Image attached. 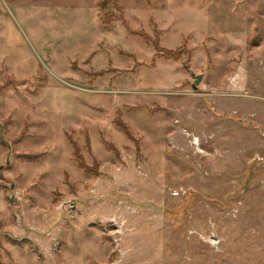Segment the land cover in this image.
<instances>
[{"label":"rangeland","instance_id":"obj_1","mask_svg":"<svg viewBox=\"0 0 264 264\" xmlns=\"http://www.w3.org/2000/svg\"><path fill=\"white\" fill-rule=\"evenodd\" d=\"M101 1L0 0V264H264V0Z\"/></svg>","mask_w":264,"mask_h":264},{"label":"trees","instance_id":"obj_2","mask_svg":"<svg viewBox=\"0 0 264 264\" xmlns=\"http://www.w3.org/2000/svg\"><path fill=\"white\" fill-rule=\"evenodd\" d=\"M103 2H104V0H102L100 2V4H99L101 12H102L101 15H100V19H101V22H102V24L104 26L109 27L110 25H112L114 19H117L120 16H116V15L112 14V12H109V11L106 12L105 10L107 8L106 7L107 5H105ZM113 2H114L113 5L118 7L117 6V1L114 0ZM127 30H128V32L130 34L139 35V36L144 37L145 39H149L150 38V36L148 34H146L145 32L138 31V30H135V29H132V28H128ZM149 40H151V39H149ZM153 44H154V46L156 48V55H161V56H164V57L170 58V59L178 60V59H180L183 56V53L185 51L190 52L188 49L184 50L183 49L184 47H179V48H176V49L163 48L159 44V41H158L157 37L155 38V41H154ZM79 166L82 167L84 170H87L88 172H89V170L92 169L86 163H83V162H79Z\"/></svg>","mask_w":264,"mask_h":264},{"label":"water","instance_id":"obj_3","mask_svg":"<svg viewBox=\"0 0 264 264\" xmlns=\"http://www.w3.org/2000/svg\"><path fill=\"white\" fill-rule=\"evenodd\" d=\"M199 80H200V79L196 80V83H199Z\"/></svg>","mask_w":264,"mask_h":264}]
</instances>
